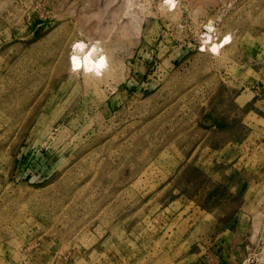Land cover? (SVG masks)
I'll return each mask as SVG.
<instances>
[{
    "label": "rangeland",
    "instance_id": "rangeland-1",
    "mask_svg": "<svg viewBox=\"0 0 264 264\" xmlns=\"http://www.w3.org/2000/svg\"><path fill=\"white\" fill-rule=\"evenodd\" d=\"M63 39L116 71L71 76ZM248 247L264 264V0H0V264Z\"/></svg>",
    "mask_w": 264,
    "mask_h": 264
},
{
    "label": "bare ground",
    "instance_id": "bare-ground-1",
    "mask_svg": "<svg viewBox=\"0 0 264 264\" xmlns=\"http://www.w3.org/2000/svg\"><path fill=\"white\" fill-rule=\"evenodd\" d=\"M206 28L209 31L213 29V26H207ZM210 33L205 34V43L207 44L205 48H209L213 53H219L220 48H224L225 42L211 41L212 36ZM64 39L59 44L62 46L63 51L67 52L69 44L64 45ZM70 46L71 48L67 52V68L71 76H78L83 73L85 79L103 80L112 75L119 65V61L115 59L113 53L107 51L100 43L87 47L83 41H74ZM71 78L75 79L77 77Z\"/></svg>",
    "mask_w": 264,
    "mask_h": 264
},
{
    "label": "built area",
    "instance_id": "built-area-1",
    "mask_svg": "<svg viewBox=\"0 0 264 264\" xmlns=\"http://www.w3.org/2000/svg\"><path fill=\"white\" fill-rule=\"evenodd\" d=\"M256 249L248 247L246 250V263L247 264H257L258 263V257H257Z\"/></svg>",
    "mask_w": 264,
    "mask_h": 264
},
{
    "label": "crops",
    "instance_id": "crops-1",
    "mask_svg": "<svg viewBox=\"0 0 264 264\" xmlns=\"http://www.w3.org/2000/svg\"><path fill=\"white\" fill-rule=\"evenodd\" d=\"M246 254L244 253V256H245Z\"/></svg>",
    "mask_w": 264,
    "mask_h": 264
}]
</instances>
